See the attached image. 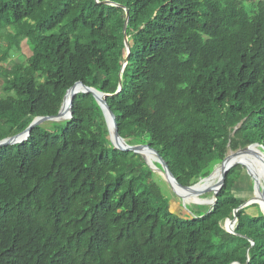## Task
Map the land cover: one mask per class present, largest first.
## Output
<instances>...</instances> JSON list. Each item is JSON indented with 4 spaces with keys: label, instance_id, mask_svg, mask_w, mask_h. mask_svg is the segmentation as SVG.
Wrapping results in <instances>:
<instances>
[{
    "label": "trees",
    "instance_id": "16d2710c",
    "mask_svg": "<svg viewBox=\"0 0 264 264\" xmlns=\"http://www.w3.org/2000/svg\"><path fill=\"white\" fill-rule=\"evenodd\" d=\"M78 82L107 95L127 145L194 186L228 151L264 149V0H0V141L56 116ZM71 111L0 148V264H264V215L233 193L243 167L179 216L91 94Z\"/></svg>",
    "mask_w": 264,
    "mask_h": 264
},
{
    "label": "water",
    "instance_id": "95a60500",
    "mask_svg": "<svg viewBox=\"0 0 264 264\" xmlns=\"http://www.w3.org/2000/svg\"><path fill=\"white\" fill-rule=\"evenodd\" d=\"M127 23H128V12L126 11V20H125V25H124V43H125V46L127 49V54L129 55L130 52H129V48H128V38L125 35ZM126 63H127V57L125 59L124 66H123L121 72H123V69L126 66ZM119 90H120V88H119ZM79 93L91 94L93 96V98L95 99L96 103L98 104V106L100 107V109L102 111L103 117H104L105 122H106L107 129H108L109 139H110V142L113 145V147L119 151L132 152L134 154H138L143 158H144L143 152L149 153L152 157V160L147 161L144 158L145 162L147 163V165H152V168L151 167L150 168L153 170V172L159 173L163 177L164 181L172 188L173 191H174V188H173L174 185L176 187H178L179 189L186 190V191H192L194 189V187H196L197 185H199L201 182L205 181L206 179L210 178V176L215 172L216 169L213 170V172L211 173V175L209 177L199 181L194 186L184 187V186L180 185L177 182V180L173 177L171 172L169 171L167 164L163 161V159L160 157V155L154 149L150 148L147 145H143V146H129V145H127V143L120 137V135L118 133L115 116L112 113V111L109 109V107L106 103L107 95L97 91L94 88L87 87L81 82L75 83L73 85V87H71L70 89L67 90L65 97L63 99L60 111L56 116L35 118L32 121V123L23 132L15 135L13 137H10V138H7V139L0 141V148L12 146V145L27 141L32 129L35 128L36 126H40L46 122H61V121L71 119L72 118L71 109H72V105H73V100H74L75 96ZM69 94L71 95V99L69 102L68 114L65 118H63V106H64L65 100ZM252 148L258 152L257 153L258 155L256 153H255V155H257V157H259V160H260L259 165H260V167L263 171V174H264V149L261 146H259L258 144L250 145V146L245 147L243 149H240L234 153L232 152L230 155H227V157H225V159L222 161V163L219 166V168L221 169V179L218 182L217 187L215 189H206V190H204L198 194V195H202L204 193L211 192L212 198H213L212 202L209 204L211 207L216 202V196L219 193V191L221 190V188L223 187L224 182H225V178H226L229 170H231L233 167H235L237 165L242 166V164H240V163H230V158L233 156H239V155L244 154L246 152H250V151H252ZM154 162L159 164L160 168L155 167ZM257 191H259L260 198L262 199V201L264 203V182H263L262 187H259L257 182H255V193ZM178 197H179V195H178ZM253 198L251 200L247 201L246 203H244L243 205H241L238 210L243 209L245 207H248L252 204H256V202H254ZM181 199H184V198L181 197ZM238 210H236L234 212V216H233L232 220L226 221V223L228 224L229 227L225 231L229 232L230 234H234V225L237 222L236 213ZM262 214L264 215L263 212H262Z\"/></svg>",
    "mask_w": 264,
    "mask_h": 264
},
{
    "label": "rangeland",
    "instance_id": "374dc122",
    "mask_svg": "<svg viewBox=\"0 0 264 264\" xmlns=\"http://www.w3.org/2000/svg\"><path fill=\"white\" fill-rule=\"evenodd\" d=\"M20 54L19 55L22 56L23 59H27L30 57L31 51L28 48L26 42H22ZM11 64H12V60H10V62H8L6 64L2 63V66L5 68H9L11 66ZM147 109L149 111L152 110V103L147 104ZM255 152L258 153L256 150H255ZM231 153H232L231 151H228L227 155H230ZM149 166L152 168V165H149ZM241 167H243V166H241ZM216 169L220 170L219 166ZM218 170H215V172ZM157 174L160 175L159 173H157ZM255 182H257L259 187H262L264 181L262 180V178L260 176L255 177V175H253L251 173L250 169H248V171H247V169H245L243 167V172H242L239 180L234 184V187H233L234 195L238 199L244 201V203L251 200L253 197H254L253 198L254 200L258 199L260 197V193H259V191H257L255 193ZM168 194L173 195L172 201L169 203H171V205H172L173 213L176 215H179V216L182 215L183 213L189 214L190 212H195V211L204 212L205 210H207L208 207H210L209 204L213 200L211 192L204 193L202 195L193 194V196L189 197V199H181V197L179 196L180 197L179 198L178 195L172 190V188L169 185H168ZM252 205L257 206V209H254V210L252 209V211L250 213L255 214L257 211H259V213H262L260 210V207L257 204H252ZM226 221L223 225L224 230H227V228L229 227L228 224L226 223ZM236 223L234 225V228L236 226Z\"/></svg>",
    "mask_w": 264,
    "mask_h": 264
},
{
    "label": "bare ground",
    "instance_id": "6f19581e",
    "mask_svg": "<svg viewBox=\"0 0 264 264\" xmlns=\"http://www.w3.org/2000/svg\"><path fill=\"white\" fill-rule=\"evenodd\" d=\"M71 99V95L69 94L65 100L64 106H63V118H65L68 114L69 109V102ZM255 149L252 148V151L246 152L244 154H241L239 156H233L230 158V163H240L242 166L247 169L251 170V173L255 175V177L260 176L262 180L264 181V174L262 169L259 165V157L255 155ZM257 154V153H256ZM143 156L147 161H151L152 157L149 153L143 152ZM150 158V159H149ZM218 170V169H216ZM250 172V171H249ZM221 179V169L214 172L210 178L203 181L201 184L194 187L192 191H186L179 189L175 185L173 186L174 191L184 199H189V197L193 196V194H199L200 192L206 190V189H215L217 187L218 182ZM199 200V199H198ZM256 204L261 208L260 210L264 213V203L262 199L259 197L258 199L254 200Z\"/></svg>",
    "mask_w": 264,
    "mask_h": 264
}]
</instances>
